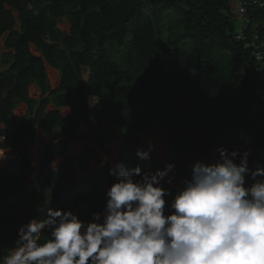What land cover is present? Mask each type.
<instances>
[{
    "label": "trees",
    "instance_id": "trees-1",
    "mask_svg": "<svg viewBox=\"0 0 264 264\" xmlns=\"http://www.w3.org/2000/svg\"><path fill=\"white\" fill-rule=\"evenodd\" d=\"M234 4L0 0V34L9 32L6 45L16 49L10 69L0 73V121L6 124L0 129L5 136L0 147L15 153L8 170L0 167V255L11 249L29 218L46 215L47 206L71 207L85 220L91 212L102 211L106 189L115 178L109 175L111 166L89 165L94 147L66 158L59 169L51 166L68 141L81 142L88 134L97 132L99 146L105 147L106 133L118 126L127 144H139L135 134H151L154 124L165 122L163 134L170 142L165 163L176 165L179 182L190 177L196 161L216 157L220 146L241 153L251 148L250 167L264 165V95L257 94V68L263 66L264 73V59L258 61L235 38ZM248 12L251 27L255 24L264 37V5H249ZM17 23L20 30L14 28ZM31 44L41 56L32 52ZM46 63L61 71L54 90L47 83ZM34 80L50 92L36 112V101L28 98ZM181 94L186 105L179 107L175 103ZM92 95L100 102L90 107ZM51 99L57 109L46 113ZM20 100L35 114L14 130L12 112ZM66 105L72 107L68 116L60 111ZM183 110L190 111V122L183 119ZM96 123L103 127L96 129ZM37 124L45 132L59 128L66 140L44 144L34 168L23 133ZM29 137L41 144L36 135ZM76 162L84 171L92 170V176L80 177ZM118 162L124 163L123 154ZM137 164L135 158L126 165ZM141 167L143 172L156 170L148 164Z\"/></svg>",
    "mask_w": 264,
    "mask_h": 264
},
{
    "label": "clouds",
    "instance_id": "clouds-1",
    "mask_svg": "<svg viewBox=\"0 0 264 264\" xmlns=\"http://www.w3.org/2000/svg\"><path fill=\"white\" fill-rule=\"evenodd\" d=\"M99 102L89 97L90 107ZM154 150L149 140L135 155L147 161ZM216 151L174 187L166 186L174 163L147 172L113 163L102 211L85 220L47 206L19 228L0 264H264V165L250 167L251 148ZM108 163L104 156L101 167Z\"/></svg>",
    "mask_w": 264,
    "mask_h": 264
},
{
    "label": "crops",
    "instance_id": "crops-1",
    "mask_svg": "<svg viewBox=\"0 0 264 264\" xmlns=\"http://www.w3.org/2000/svg\"><path fill=\"white\" fill-rule=\"evenodd\" d=\"M8 35V34H7ZM35 46L34 44L30 45V48L32 50L31 46ZM33 52V50H32ZM34 53V52H33ZM16 54V49L9 47L6 45V39L3 40L2 46L0 49V73H3L10 69L13 61H14V55ZM35 54V53H34ZM36 55V54H35ZM41 56V52L40 55ZM46 72H47V83L50 86L51 90H54L57 88L61 81V71L57 68H54L49 63H46ZM54 73L55 77H52L50 73ZM50 92H47L44 90V87L40 85L37 81H32L28 87V98L33 99L36 101L35 106V112L38 109L41 102L49 96ZM95 101H98L99 99H95ZM57 107L55 105V102L51 99L49 103L47 104L45 112H50L56 110ZM61 113L64 116H68L72 112L71 105H66L62 108H60ZM35 113H31L29 110V105L26 101L20 100L17 102L16 107L14 108L12 112V117L14 121V130H19V125L23 123L25 120H30L33 118ZM96 129H101L103 127V124L100 125V123L95 124ZM6 128V124L0 121V129L4 130ZM60 129L56 128L51 132H45L43 129V126L41 124H37L30 133H23L25 136L26 141H29V147H30V156L32 161L36 162V165H38L40 161L41 151L44 144L56 142V141H65L66 138H63L60 133ZM29 135H36L40 143H37L35 140L31 139ZM135 136L139 139V144H127L124 140V135L122 134V129L118 126H115L114 128H110L109 131L106 133V141H108L107 146L101 147L98 144V133L94 132L92 134H88L86 138L81 142H75V141H68L67 149L66 151L58 155L54 160L58 161L56 168L59 169L61 167L62 162L68 158V157H74L76 158L84 149H87L89 147L95 148V153L92 155V157L89 160V165L95 169L97 167H101V164L103 162L104 156H107L109 158V163L106 165L112 166L113 163L118 162V159L121 154H123L124 163L129 164L133 159L137 158L135 155V149L136 146L143 145L146 147L147 142L149 140L153 141L155 144V150L152 152L153 160H148V165L152 167L153 169H157L155 167V162L163 163L164 165L161 166V169L166 166V159L170 150V142L165 138L163 134V130L161 128H153V131L151 134H135ZM5 140L4 135H0V143ZM5 153V158L3 160H0V167L8 170L14 159H15V153L10 148H2L0 147V153ZM138 159V158H137ZM139 164L143 166L144 164L147 165V161H140ZM157 164V163H156ZM105 165V166H106ZM104 167V166H103ZM76 169L79 173L80 177L89 178L92 176L93 172L91 171H84L80 165L79 162H76ZM35 174H33L30 179L34 177ZM173 175L176 176V181L173 182V184L178 181L177 175L173 173ZM29 179V180H30ZM174 184V185H175ZM174 185H166L168 187H173Z\"/></svg>",
    "mask_w": 264,
    "mask_h": 264
},
{
    "label": "built area",
    "instance_id": "built-area-1",
    "mask_svg": "<svg viewBox=\"0 0 264 264\" xmlns=\"http://www.w3.org/2000/svg\"><path fill=\"white\" fill-rule=\"evenodd\" d=\"M249 5H264V0H235L234 8L236 17L240 20V30L235 38L242 42L245 48L252 49V53L258 61L264 59V37H262L255 24L251 27V17L248 12ZM252 29V31H251ZM259 71L258 95H264V73L263 66L257 68Z\"/></svg>",
    "mask_w": 264,
    "mask_h": 264
},
{
    "label": "rangeland",
    "instance_id": "rangeland-1",
    "mask_svg": "<svg viewBox=\"0 0 264 264\" xmlns=\"http://www.w3.org/2000/svg\"><path fill=\"white\" fill-rule=\"evenodd\" d=\"M9 7V6H8ZM14 15L16 16V17H18V12L17 11H15L14 12ZM236 16V15H235ZM235 20H236V25H237V32L240 30V20L238 19V17H235ZM15 29H18V30H20V26H19V23H18V25L17 26H15L14 27ZM9 32H7L6 34H8ZM32 47V50H33V52L36 54V55H40V51H39V49H37V47L36 46H31ZM51 74V76L52 77H55V74L54 73H50ZM88 75H89V70L88 69H86L85 70V72H84V80H85V82H87V80H88ZM94 98L95 99H98L96 96H94ZM176 104V106H185L186 105V102H185V97H184V95L183 94H181V95H179V98L177 99V102L175 103ZM181 108H183V107H181ZM182 117H183V119L186 121V122H190L191 121V118H192V116H191V114H190V111L189 110H183V112H182ZM166 125V123L165 122H160V123H156V124H154V128H161L162 130L166 127L165 126ZM193 155H195V154H192V155H189L188 157H187V159L186 160H189V159H191V156H193ZM214 158H215V155H214ZM213 158V159H214ZM149 162L147 161V164H148ZM157 163V164H156ZM155 167L158 169V168H160L161 169V164L160 163H158V162H155ZM177 180H178V178H177ZM176 181V180H175ZM181 181V180H180ZM179 181H177L176 183H178ZM175 184V183H174ZM173 184V185H174ZM172 186V185H171ZM175 186V185H174Z\"/></svg>",
    "mask_w": 264,
    "mask_h": 264
},
{
    "label": "bare ground",
    "instance_id": "bare-ground-1",
    "mask_svg": "<svg viewBox=\"0 0 264 264\" xmlns=\"http://www.w3.org/2000/svg\"><path fill=\"white\" fill-rule=\"evenodd\" d=\"M17 25H18V23H17ZM6 33L7 32H1V34H0V49H1V46H2L3 40H5L7 38V34Z\"/></svg>",
    "mask_w": 264,
    "mask_h": 264
}]
</instances>
